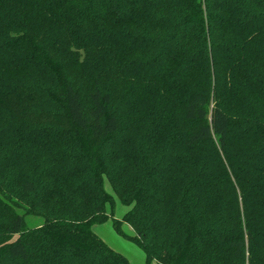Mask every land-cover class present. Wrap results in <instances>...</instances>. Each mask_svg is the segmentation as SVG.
<instances>
[{
	"label": "trees",
	"instance_id": "trees-1",
	"mask_svg": "<svg viewBox=\"0 0 264 264\" xmlns=\"http://www.w3.org/2000/svg\"><path fill=\"white\" fill-rule=\"evenodd\" d=\"M104 177L145 264H264V0H0V264H129Z\"/></svg>",
	"mask_w": 264,
	"mask_h": 264
},
{
	"label": "rangeland",
	"instance_id": "rangeland-1",
	"mask_svg": "<svg viewBox=\"0 0 264 264\" xmlns=\"http://www.w3.org/2000/svg\"><path fill=\"white\" fill-rule=\"evenodd\" d=\"M103 186L105 191L112 196L113 204L106 205L105 213L107 215V221L102 224L94 225L92 227L93 232L112 250L124 256L128 260L129 264H145V256L140 248L135 246L127 239L117 235L112 225L113 221L120 220L123 215L129 210V208L121 205L118 198L113 193L108 180L105 177L103 180ZM25 221L27 228H35L42 224V220L36 217H26ZM122 231L130 237L134 236L133 231L126 224L122 225ZM152 264L158 263L153 262Z\"/></svg>",
	"mask_w": 264,
	"mask_h": 264
}]
</instances>
